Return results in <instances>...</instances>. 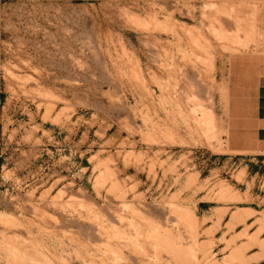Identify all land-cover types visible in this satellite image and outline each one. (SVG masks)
Listing matches in <instances>:
<instances>
[{
    "label": "rangeland",
    "instance_id": "1",
    "mask_svg": "<svg viewBox=\"0 0 264 264\" xmlns=\"http://www.w3.org/2000/svg\"><path fill=\"white\" fill-rule=\"evenodd\" d=\"M263 73L264 0H0V264H264Z\"/></svg>",
    "mask_w": 264,
    "mask_h": 264
},
{
    "label": "crops",
    "instance_id": "2",
    "mask_svg": "<svg viewBox=\"0 0 264 264\" xmlns=\"http://www.w3.org/2000/svg\"><path fill=\"white\" fill-rule=\"evenodd\" d=\"M233 136L238 154L247 162L264 164V73L251 76L243 86L235 80Z\"/></svg>",
    "mask_w": 264,
    "mask_h": 264
},
{
    "label": "bare ground",
    "instance_id": "3",
    "mask_svg": "<svg viewBox=\"0 0 264 264\" xmlns=\"http://www.w3.org/2000/svg\"><path fill=\"white\" fill-rule=\"evenodd\" d=\"M134 27V26H133ZM235 31V30H234ZM195 33V32H194ZM220 33V32H219ZM193 34V33H192ZM223 34V33H222ZM194 36V35H193ZM220 36V34L217 36V37H219ZM189 37V36H188ZM192 37V36H191ZM195 37V36H194ZM200 37V36H199ZM193 38V37H192ZM234 39V38H233ZM190 40H191V38H190ZM238 40V39H237ZM236 40V41H237ZM194 41V40H193ZM192 41V42H193ZM200 41V40H199ZM194 43H195V41H194ZM237 44V43H236ZM239 45V44H238ZM234 45H232V47H233ZM237 46V45H236ZM240 46V45H239ZM243 46V45H242ZM230 47V46H229ZM234 48V47H233ZM236 50V49H235ZM233 51V50H232ZM234 52V51H233ZM235 53V52H234ZM207 65V64H206ZM213 66H214V64H212ZM212 67V66H211ZM209 68V67H208ZM213 69H214V67H213ZM212 70V69H211ZM224 92H225V90H224ZM226 93V92H225ZM224 94V93H223ZM190 96V95H189ZM44 97V96H43ZM227 97V96H226ZM225 97V98H226ZM212 102V101H211ZM210 102V103H211ZM212 106V105H211ZM208 107V106H207ZM206 107V108H207ZM208 109H210V107H208ZM212 109V108H211ZM212 112V111H211ZM203 113V112H202ZM208 113V112H207ZM205 115H207V117H209V119H207L206 118V120L208 121V123H207V125L202 121V123H201V126H203L204 124L206 125H204V127H202V128H204V130H205V133H207V135H208V137H209V140L210 139H214V137H216V136H213V134L215 135V133H216V131H215V120H214V116H213V114H205ZM209 115V116H208ZM203 116H204V114H203ZM203 116H202V120H204L205 119V116H204V119H203ZM205 121V120H204ZM215 131V132H214ZM187 220H189V219H187ZM190 221V220H189ZM196 221V220H195ZM195 225H196V222H195ZM194 225V226H195ZM165 238H166V234H165ZM167 239V238H166ZM168 241V240H167Z\"/></svg>",
    "mask_w": 264,
    "mask_h": 264
}]
</instances>
